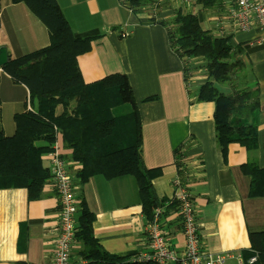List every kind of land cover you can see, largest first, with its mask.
Returning a JSON list of instances; mask_svg holds the SVG:
<instances>
[{"label":"crops","instance_id":"1","mask_svg":"<svg viewBox=\"0 0 264 264\" xmlns=\"http://www.w3.org/2000/svg\"><path fill=\"white\" fill-rule=\"evenodd\" d=\"M57 1L73 34L90 38L88 50L77 57L84 82L95 83L113 74L127 76L142 123L144 164L160 170L153 180L158 197L170 200L175 195L173 179L179 173L176 150L182 148L202 247L212 253L249 251L250 232L264 231V196L249 195L251 178L242 171L250 159L264 168V34L251 30L230 36L234 59L244 62L248 85L259 91V144L249 151L240 143H231L225 157L216 138L215 103L196 100L202 85L212 78L201 59L182 58L171 45L170 25L176 9L184 3L161 0L135 10L128 0ZM193 11L201 12L206 29L214 30L218 15L214 8L197 6ZM52 43L48 28L27 4L0 0V47L7 48L10 61ZM217 86L232 93L226 85ZM34 110L29 88L0 66V132L13 136L17 117ZM62 112L58 106L56 114ZM37 145L52 148L42 154L45 168L50 167L54 151L70 163L77 217L85 202L96 216L94 235L105 251L130 258L144 248L149 218L134 176L95 174L82 181V164L65 145L62 133H57L51 145L45 141ZM166 213L167 238L181 253L185 241L177 209L169 208ZM58 220L59 199L50 178L37 199L29 198L26 187L0 188V264H51ZM76 228L78 233V218ZM82 248L76 239L72 264L83 258Z\"/></svg>","mask_w":264,"mask_h":264},{"label":"trees","instance_id":"2","mask_svg":"<svg viewBox=\"0 0 264 264\" xmlns=\"http://www.w3.org/2000/svg\"><path fill=\"white\" fill-rule=\"evenodd\" d=\"M134 9H141L158 0H128ZM24 2L46 25L53 43L40 50L20 56L4 65V69L30 90L31 103L36 110L17 117L13 136L0 132V188L26 187L30 199L41 196L50 177L49 168L42 162V154L51 151L48 145L56 141L57 133L73 149L74 158L82 164V181L92 175L106 178L134 176L146 216L151 219L153 209H178L174 198L160 199L153 180L159 169L147 168L143 159V131L137 101L125 74H113L95 83L86 84L77 57L88 50L90 38L76 37L71 31L57 0H13ZM220 0H192L194 8H216ZM170 25L173 49L182 58H199L209 77L202 85L196 100L215 103V128L218 146L227 155L231 143H240L249 151L258 148L259 91L246 81L245 64L235 60L228 37H218L206 29L201 12L176 9ZM168 22L163 24L167 25ZM241 47L237 51H240ZM217 85H226L232 93L222 92ZM58 106L63 112L56 114ZM179 173L187 169L182 148L176 150ZM250 176L249 195L264 196V168L250 159L242 166ZM77 217V240L82 243L81 257L88 264H155L136 263L129 256L108 253L94 235L96 216L86 203ZM252 247L243 252L245 258L257 253L251 264H264V231L250 232Z\"/></svg>","mask_w":264,"mask_h":264},{"label":"built area","instance_id":"3","mask_svg":"<svg viewBox=\"0 0 264 264\" xmlns=\"http://www.w3.org/2000/svg\"><path fill=\"white\" fill-rule=\"evenodd\" d=\"M179 1L187 2V6L192 3V0ZM214 11L218 15L213 33L218 37L230 38L236 31L251 30L264 34V0H220ZM50 162L49 178L59 199L57 227L59 235L55 242L51 264H72L79 212L74 192V179L70 173V163L64 155L54 151L50 154ZM185 173H178L173 179L175 188L173 198L178 201V224L185 241L183 252L178 253L167 238L163 225L166 207L159 206L153 209V216L146 224L147 244L142 250L132 253L130 260L136 263L155 264H251L255 262L257 253L245 258L242 252L212 253L202 247L197 209ZM232 258L235 259L234 263L229 261ZM76 264H87V260L79 259Z\"/></svg>","mask_w":264,"mask_h":264},{"label":"water","instance_id":"4","mask_svg":"<svg viewBox=\"0 0 264 264\" xmlns=\"http://www.w3.org/2000/svg\"><path fill=\"white\" fill-rule=\"evenodd\" d=\"M8 62H10L8 50L5 46H1L0 47V66H4Z\"/></svg>","mask_w":264,"mask_h":264},{"label":"rangeland","instance_id":"5","mask_svg":"<svg viewBox=\"0 0 264 264\" xmlns=\"http://www.w3.org/2000/svg\"><path fill=\"white\" fill-rule=\"evenodd\" d=\"M159 2L161 1V0H158ZM174 2H173V4L174 5H177V4H175L177 1L176 0H173ZM163 2V1H162ZM165 2V1H164ZM187 2H184V4H183V7H184V10L185 11H193V10H195L196 8H193V7H191V5H188L187 6V4H186ZM179 7H181V6H179ZM176 9V8H175Z\"/></svg>","mask_w":264,"mask_h":264}]
</instances>
